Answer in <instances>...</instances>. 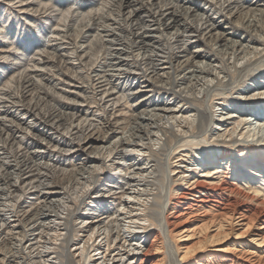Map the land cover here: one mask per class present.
<instances>
[{
	"label": "bare ground",
	"instance_id": "1",
	"mask_svg": "<svg viewBox=\"0 0 264 264\" xmlns=\"http://www.w3.org/2000/svg\"><path fill=\"white\" fill-rule=\"evenodd\" d=\"M263 32L259 0H115L59 31L1 102L0 264H264V72L237 86L250 107L211 91L210 143L195 93L263 57Z\"/></svg>",
	"mask_w": 264,
	"mask_h": 264
},
{
	"label": "rangeland",
	"instance_id": "2",
	"mask_svg": "<svg viewBox=\"0 0 264 264\" xmlns=\"http://www.w3.org/2000/svg\"><path fill=\"white\" fill-rule=\"evenodd\" d=\"M53 1L58 2L60 4V6L59 7H57V6L52 7L51 6L52 3L49 2V0L47 1L48 3H46L45 5H41V4L36 5L34 3V2H36V0H21V1L20 0H0V109L2 108L1 102L7 97V95H4V94L5 93L8 94L10 92V90L12 88H14L16 78L23 76L25 74V72H27V73L33 72L35 69L38 68L37 67L39 65L38 61L41 60V58L47 53V51L50 52L51 46L55 45V43L57 42V40H55V38H58V32L59 31H62L63 29H65L69 25L73 26V27H77L81 23H84V21L85 22L88 21V18L93 16L94 13L105 12L115 2V0H53ZM67 1H68L69 6H67V8L66 7L64 8L63 5ZM259 2H260V4H262V3L264 4V0H259ZM24 3H31V4L27 7V9L25 11H20V5L21 4L24 5ZM244 6H246V5H244ZM60 7H61V9L63 8L62 12H61V10H60V12H59V10H57V8H60ZM69 7H70V9H68ZM205 7H206L205 5L200 4V9L207 11V9ZM2 16L5 18L9 17V20L6 22L7 24L4 25V28L1 27L5 23L1 20ZM211 16L214 17V19L216 21H218V23L222 24L224 27L229 26L228 24H223L224 19L221 20V17H219L218 14H211ZM113 27L114 26L112 25L109 27V29H111ZM233 30L234 29H228L227 31L233 32ZM263 33L257 34V37H261V38L264 37ZM151 34H156V33L152 32ZM239 34L243 38L246 35V32L239 30ZM250 34H252V36H256L255 32H253V33L251 32ZM191 43H193V42H191ZM243 45H246V42H244ZM252 46H253L252 44H250V45L248 44V49H245V50L250 51V49H251L250 47H252ZM190 49L194 50L195 47H193V45H192ZM180 50H181V48L179 50L175 49V51H180ZM241 56H242V54H241ZM221 57H223V56L220 53V55H218V58L216 60L217 62L215 61L214 65L215 64L217 65V63H218L217 66H220L219 64H221V60H223L222 63H224L225 60L227 61L226 57H224V59H222ZM71 58L74 59L72 56H71ZM72 61L74 63H77V61H75V60H72ZM177 61H178V59L175 58L173 64L176 65ZM232 62H233V58L228 60V63L231 64ZM236 67L239 68V72H235L236 75L233 78V80L231 79V77L229 75L224 77L222 79L224 85H222L221 87L220 86L219 87L211 86L216 81V80L215 81L213 80L211 83H209L208 87L196 89V92H195L196 95L199 97V99L202 98L201 101H204V103L206 104L205 109L207 110V111L205 110L207 116L205 115L203 118L204 120H202V121H205L207 127L205 130L200 132L198 135H199V138L202 139L204 136L203 134L207 132L206 136L208 137L207 141H209V143L212 142V140H210V136H209V134L211 133L209 130L212 127V119L217 118L218 114L226 112V111H222V109H221L222 106H220V107L216 106V107H218V109L215 108L217 110L216 111L217 115L216 114L212 115V112L210 111L209 106H208L209 105L208 104L209 96L212 94V92L215 89H217V90H220L222 93H224V95H229V97H231L232 99H235V101H234L235 103L246 102L247 100H246V98H244L245 93L243 92V90H241L242 88H240V90H238V87H239L238 85L240 83H242L244 85L249 84L251 81H247V80H249V78H251V74L253 72L255 74H258L260 72H262V73L264 72V56L259 58L256 61L250 63V64H247V66H246V60H242L241 63L240 62L236 63ZM231 71L233 72L234 69L231 68ZM222 76H224V74H220L219 79L222 78ZM57 77L58 76H55V78H57ZM112 79L114 80L115 77H113ZM53 82H56V80ZM262 85H264V82ZM60 86L61 85H58V87H60ZM210 87L212 88V90ZM246 87H248V85H246ZM171 93L172 92H168V93H164V94L160 95V99L162 97L164 100L167 101V99H169L171 97V95H170ZM204 93L208 94V96L205 97V99L202 97L204 95ZM70 98H71V96H70ZM153 98H154V100H156L158 98V96H154ZM263 99H264V97H263ZM134 100H135V98H133L130 101V104L131 103L133 104ZM67 101H69V100L67 99ZM173 101H175V98L171 99V102H173ZM176 101H178V100H176ZM256 101H258V100H255L254 102L256 103ZM247 102L249 103V104H247V106H249V107H250V103H254L253 101H251V102L247 101ZM20 116H22V115L20 114ZM25 118H26V116H23V120H25ZM27 120L29 122H32V119H27ZM195 123H197V122L195 121ZM253 126L254 125H252L251 128H253ZM39 128L42 129V127H39ZM44 132H47V133L49 132V134L52 135L53 137H60V135H58V133H54L55 131L52 129H49L48 127L44 128ZM208 132H209V134H208ZM262 133L263 132H261L260 135H262ZM251 134H252V132H251ZM18 135H20V134H18ZM262 137H263V135H262ZM201 139H199V140H201ZM260 139H261V137H260ZM201 141H204V140H201ZM217 141H220V139L215 140V142H217ZM227 142H231L230 144H239V143H246V142L258 143L256 136L252 137V135H251L250 137H247V135H246L243 137H239L236 134L233 135L232 140H227ZM154 148L158 150V148L156 146ZM216 149H218V148H216ZM30 150H33L32 146L30 147ZM184 151L190 152L189 154L192 156L194 154L195 160L193 159V161L191 162L192 165H185V168L189 169L187 173H190V171H191L194 174V176L197 177L201 173V172H199L201 170V168H198L199 166H197L196 164H198V165L200 164L199 161L202 160V158H200V156L203 155V153L205 151L203 150V148H201L198 145L195 146V148L193 150L186 149ZM67 153L69 154L71 152H67ZM73 159H77V156H73ZM187 163H189V161ZM106 164L108 165V162ZM194 167H196V168H194ZM70 168L71 167H69V169ZM109 168H112V167H109ZM192 168H194L195 171H192L191 170ZM190 176H192V175H190ZM170 177H173L174 179L176 178V176H170ZM169 179L170 178L167 177V171H166V181L168 180L167 183H169V181H170ZM174 181H176V180H174ZM99 183L100 182H98V184ZM2 187H4V185L2 183H0V188H2ZM91 191H92V189L90 191H88V193ZM162 194L165 195L166 190H163ZM85 198L82 200L83 202L78 206V209L76 210V212H80L82 206L87 202V200H86L87 198L86 199ZM21 200H23V199L21 198ZM24 201H31V199L26 198V199H24ZM37 204L39 205V202H36V205ZM44 209H47V208H44ZM10 220H12V218H9V221ZM64 254H68L67 256H70L72 254V248L70 245H68L64 249ZM171 254L172 253L170 252L169 253V261L167 264H173V263L175 264V261H174L175 257H173V255H171ZM17 262L19 264H23L22 259H17ZM66 264H67V262H66Z\"/></svg>",
	"mask_w": 264,
	"mask_h": 264
}]
</instances>
